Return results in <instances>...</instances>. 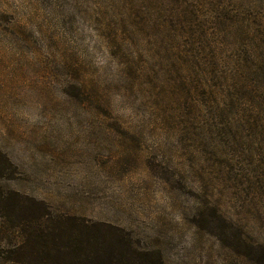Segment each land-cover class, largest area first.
<instances>
[{"label": "rangeland", "instance_id": "1", "mask_svg": "<svg viewBox=\"0 0 264 264\" xmlns=\"http://www.w3.org/2000/svg\"><path fill=\"white\" fill-rule=\"evenodd\" d=\"M156 1L0 0V190L121 227L164 264H264V134L184 78L178 20L190 3L203 31L215 5L264 18V0Z\"/></svg>", "mask_w": 264, "mask_h": 264}, {"label": "trees", "instance_id": "2", "mask_svg": "<svg viewBox=\"0 0 264 264\" xmlns=\"http://www.w3.org/2000/svg\"><path fill=\"white\" fill-rule=\"evenodd\" d=\"M156 2L159 8L162 2ZM171 2L187 4L186 0ZM194 4H187L193 6L178 16L185 32L184 49L179 52L183 53L184 78H190L193 71L203 96L220 101L222 112H234L236 124L263 135L264 18L243 17L232 8L234 4L215 5L208 18L212 27L203 31L190 20V14L199 11ZM215 29L222 30L223 41L233 51L230 55L217 41ZM180 34L177 27L175 41L181 39ZM3 159L10 163L0 153ZM2 165L0 177L9 167ZM0 219L13 229V241L0 246V254L11 264H164L158 251L137 245L121 227L53 213L41 201L22 198L15 191L0 190ZM258 261L264 263L263 256Z\"/></svg>", "mask_w": 264, "mask_h": 264}]
</instances>
